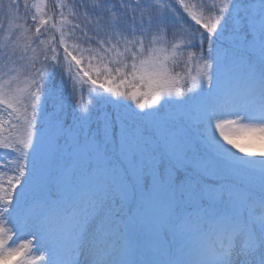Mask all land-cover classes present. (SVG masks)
I'll use <instances>...</instances> for the list:
<instances>
[{"label":"snow or ice","instance_id":"6c2138e0","mask_svg":"<svg viewBox=\"0 0 264 264\" xmlns=\"http://www.w3.org/2000/svg\"><path fill=\"white\" fill-rule=\"evenodd\" d=\"M0 264H264V0H0Z\"/></svg>","mask_w":264,"mask_h":264}]
</instances>
